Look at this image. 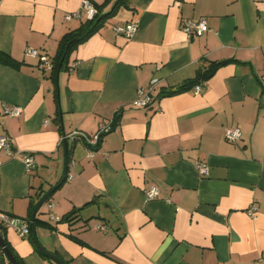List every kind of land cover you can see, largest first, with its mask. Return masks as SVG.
Masks as SVG:
<instances>
[{"label": "crops", "instance_id": "0c3cea01", "mask_svg": "<svg viewBox=\"0 0 264 264\" xmlns=\"http://www.w3.org/2000/svg\"><path fill=\"white\" fill-rule=\"evenodd\" d=\"M82 1L0 0V53L13 60L0 61V135L13 153L0 151V212L25 220L36 192L61 179L65 137V180L36 214L46 225H35L40 244L64 262L264 264V0H125L72 48L53 81L25 47L53 58L84 20L65 19ZM90 1L108 12L116 0ZM202 16V35L181 29ZM127 21L137 23L130 38L113 29ZM227 59L235 61L217 67L199 92L194 85L157 96ZM154 78L151 103L134 106L137 88ZM3 104L21 112L5 115ZM108 122L93 146L69 136L92 135ZM229 126L241 131L235 142L224 137ZM25 151L34 157L29 171ZM196 162L207 164L208 175ZM151 186L158 195L147 198ZM1 228L24 264H57L32 234Z\"/></svg>", "mask_w": 264, "mask_h": 264}, {"label": "built area", "instance_id": "2783aa9c", "mask_svg": "<svg viewBox=\"0 0 264 264\" xmlns=\"http://www.w3.org/2000/svg\"><path fill=\"white\" fill-rule=\"evenodd\" d=\"M96 13L95 7L92 5L90 0H83L81 2V6L78 10L73 12H69L65 15L66 20H71L73 18L76 19H91L93 15ZM116 34H121L126 38H130L134 35L137 29V23L135 21H127L125 23H119L114 25L113 27ZM181 29L188 35H202L204 32L208 30V24L205 17L198 18H188L184 20L181 24ZM25 55L29 57H33L38 59L39 63L47 69L52 68V60L51 58L42 53L38 48L32 46L25 47ZM260 82L262 84V88H264V75L260 76ZM156 79H152L151 85L148 87H139L136 91V97L132 101V104L136 107H146L152 101V89L156 83ZM201 89V83L196 84L193 88L195 92H199ZM2 111L5 115L17 116L21 112L20 106H12L3 104ZM112 128L111 124L104 123L99 129L92 135H86L82 132L74 131L69 133V136L72 138L82 139L86 144L93 146L97 143L100 136L109 131ZM241 136V131L238 126H229L224 129V137L229 142H235ZM0 151H5L7 154L12 155V148L10 139L5 135H0ZM22 162L27 171L31 170L34 164V157L31 152L25 151L22 152ZM196 169L201 176H206L209 173V167L206 163L196 162ZM145 195L147 198H153L158 195V189L155 186L149 187L145 191ZM53 207L52 203H48V209ZM257 207L252 204L248 209L247 213L250 216L256 214ZM49 218L52 220H58L59 217L52 212L47 213ZM0 224L5 227H13L20 236H27L29 234L30 228L29 224L26 220L13 216L11 214L0 212ZM98 227L102 230H105V226L98 225ZM3 254V252H2ZM0 264H10L5 255L3 254V259L0 260Z\"/></svg>", "mask_w": 264, "mask_h": 264}, {"label": "trees", "instance_id": "16d2710c", "mask_svg": "<svg viewBox=\"0 0 264 264\" xmlns=\"http://www.w3.org/2000/svg\"><path fill=\"white\" fill-rule=\"evenodd\" d=\"M125 3H126L125 0H116L113 3V6H111V10H109L108 12H102V6L101 5L97 6L94 3H92V5L96 9V13L93 15V17L91 19H84L77 29H74L70 32H67L63 36V38L61 39V41L59 43V48L57 50L56 55L53 58H51L52 68L50 69V77L52 78L53 81L55 80L57 71L59 69H61L62 67H64V65L68 59V55H69L70 51L72 50V48L74 46H76L77 44L83 42L87 37H89L93 32H95L100 26H102L104 24L105 20L109 16H111L115 13L117 7H119L121 4H125ZM0 61L4 62V63H13V60L8 55H6L4 53H0ZM230 61H235V59L209 61L206 64L200 66L196 70L195 76L193 78L185 80L184 82L177 84V85H174V86H171L167 89L163 88L159 91L157 96L172 95V94L180 93V92H183L185 90L191 89L194 85L199 84L202 81L208 79L214 73V71L217 69V67H219L220 65H222L224 63L230 62ZM116 121L117 120L115 118V120H113V124L116 123ZM69 159H70V150L68 149V161H69ZM43 194H44L43 190H41L40 192H36L35 198L37 200H39V198H41V196H43ZM51 195H52V193H51ZM36 202H37L36 200L35 201L32 200L30 202L29 212H28L27 217L25 218V220L28 222L29 228H30L29 236L31 235L30 214H31L32 208L34 207ZM73 215H74V212L71 214H66L61 218V220L71 221ZM33 223H34V225H36V224L46 225L45 222L39 220L36 216L33 220ZM50 228H52V227L50 226ZM0 235L3 237L6 245L9 247V245L6 241V238L4 237V229H2V228L0 230ZM72 237L77 241H81L79 238H77L75 236H72ZM10 250H11V248H10ZM12 253L14 254V256H15V258L19 264H24L21 257L16 255L13 251H12ZM43 257H45V256L43 255ZM1 259H3V254H2V250L0 249V260ZM65 263L69 264L67 262H65Z\"/></svg>", "mask_w": 264, "mask_h": 264}, {"label": "water", "instance_id": "95a60500", "mask_svg": "<svg viewBox=\"0 0 264 264\" xmlns=\"http://www.w3.org/2000/svg\"><path fill=\"white\" fill-rule=\"evenodd\" d=\"M63 151H64V156H65V166H64L63 175H62L61 179L56 184L51 186V188L49 190H47L45 192V194L39 199L37 204L34 206L33 210L31 211V214H30L31 234H32V237H33L37 247L39 248L40 252L44 256L48 257L49 259H51L52 261H54L57 264H66V263L58 255L54 254L53 252H50V251L46 250L40 244V242L38 241L37 236H36L35 225L33 223V220H34V218H35L40 206L47 199H49L51 193L63 182V180L66 177V174H67V161H68V143H67V139L65 137L63 138ZM0 249L2 250V252L5 255V257L7 258V260L10 262V264H19L17 262L15 256H14V254L10 250V248L6 245L4 239H3V237L1 235H0Z\"/></svg>", "mask_w": 264, "mask_h": 264}]
</instances>
